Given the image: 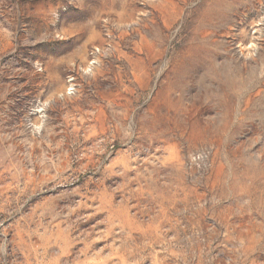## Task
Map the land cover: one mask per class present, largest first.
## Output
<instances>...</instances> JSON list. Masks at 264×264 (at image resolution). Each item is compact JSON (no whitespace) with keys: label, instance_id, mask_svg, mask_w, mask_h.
Returning <instances> with one entry per match:
<instances>
[{"label":"rangeland","instance_id":"obj_1","mask_svg":"<svg viewBox=\"0 0 264 264\" xmlns=\"http://www.w3.org/2000/svg\"><path fill=\"white\" fill-rule=\"evenodd\" d=\"M0 264H264V0H0Z\"/></svg>","mask_w":264,"mask_h":264}]
</instances>
